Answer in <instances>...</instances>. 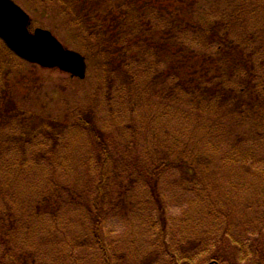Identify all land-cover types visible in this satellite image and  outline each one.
Masks as SVG:
<instances>
[{"label": "rangeland", "instance_id": "obj_1", "mask_svg": "<svg viewBox=\"0 0 264 264\" xmlns=\"http://www.w3.org/2000/svg\"><path fill=\"white\" fill-rule=\"evenodd\" d=\"M14 1L31 16L32 30L35 28L49 30L66 47L75 49L83 55H85V49L87 51L93 46L90 39L95 40L97 38L89 35L103 22L105 24L100 26V30L106 25L110 32L103 31L108 32L109 38L118 37L121 33V41L130 37H143L139 40V44L143 45L145 41L154 40L155 37H163L162 43H167L172 37L174 52L176 50L174 37L205 36L201 32L205 25L200 16L202 13L200 5L206 4L205 0L160 1L166 7V9L162 8L165 11L160 8L157 9V13L155 10L152 13L145 11L150 18L139 16L138 12L132 11V18L141 17L142 21L137 24V27L123 25L124 28L121 31L117 27L120 23L128 21V12L126 10V12L121 13L120 6L112 7V5L122 3L124 0ZM125 1L127 3L135 2L139 7L148 5L150 8L149 0ZM214 3L219 4L222 12V7L226 2L216 0ZM107 7L110 10L104 12ZM258 7L261 9L258 10ZM230 8H233V15L237 18L239 13L241 14L239 16L242 22L238 20L235 23L239 29L243 23L245 29L261 25L255 22L257 19H261L264 27V0H234L231 2ZM230 8L227 9V13L232 15L233 11ZM161 13L165 16L154 18L152 24L151 19ZM95 15H98L101 21H96ZM192 17L195 24L190 25ZM217 26V35L220 36L222 29L225 28L220 23ZM161 29L166 37L159 34ZM259 37H264V35ZM182 39L184 41V38ZM74 40L77 42L75 43ZM195 50L197 51L184 49L186 54L192 55V57L197 56L196 59L192 60V63L196 64L199 59V50ZM5 53L3 49H0V189L5 191L7 201H10L9 196L13 195L14 188L21 191L22 180L27 175L26 172L32 163L29 159L33 158V152H38V158L44 166L53 165L57 169L62 167L66 169L65 167L68 166L78 170V177L76 178L77 174L73 170L68 178L69 182H65L62 177H56L59 184L74 185L77 181L78 185L74 186L78 190L92 188L95 183L93 182L94 179L91 180L92 176L89 177V174L84 173V171L88 164V150H92V144H95L93 135L87 130V126L96 125L99 130L112 136L109 141L110 144L108 143V151L111 156L106 159L110 176L115 162L118 163V168L123 167L125 175L127 174L124 177L119 171L114 177V182L109 177L102 189V195H104L102 198L108 205L114 202V209L116 210V217L109 216L108 219L114 230H112L109 238L112 241L109 240L112 243L109 244V247L114 257L112 264H163L164 256L160 254L163 247H161L157 237V232L160 230L152 228L149 224L151 221L139 222L135 216L137 194L141 188L147 187L148 176L146 172L143 174L144 176L130 177L131 163L134 164L133 173H138L140 168L135 167H143V165L145 167V164L149 165L147 162L155 163L154 166L147 168L149 170L152 168L165 169L162 170L160 183L162 181L161 185L165 184L163 188L168 192H164L167 197L165 199L168 209L167 215L174 214L186 217L190 222H198L205 217L200 212L201 209L196 207L197 203H200L199 199L195 198V194L183 189L187 182L182 180L183 173L189 172L191 176H197L196 170L198 168L199 171L203 172L206 181L207 176L213 170L215 180H212L218 179L224 183L221 178L223 173L233 170L234 173L232 174L237 189L233 191V194L227 191L228 195L225 198H230V201L236 206V223L232 227L238 235H241L239 242L245 245L242 246L244 249L241 247L242 250L237 247L238 250L236 249V252L234 250L233 255L236 254L235 260L238 261V264H251L254 261L264 263V257H260L255 248L259 247L257 244L260 245L262 242L254 234L256 230L252 228L248 230L246 226H243L248 218L254 215V212L260 210V205L264 206V179L261 180L257 177V168L263 167L264 163L252 162L248 159L244 163L238 162L240 166L234 165L238 170L230 169L227 162H221L214 158L221 152L224 155L225 148L217 152L211 148L202 150L200 148L204 146L203 141L199 146L200 148L197 146V141L205 138L202 136L204 132L210 134L213 132H209V126L202 128L201 125L194 133L193 129L196 126L194 123L199 117L203 120H209L210 114H213L214 104L208 106L204 103L200 107L198 106L197 110L194 107V101L187 94L182 96L175 107L173 103L167 104L154 91L149 96L153 98L148 99L143 106H128L129 88L134 87L133 83L138 80V74L136 70L131 68L134 65L127 56L125 61L126 63L130 61V66H125L124 70L127 67L131 68L129 70V74L132 75L131 79L125 80L124 76L118 74L121 72L120 64H117V67L109 72L107 66L105 67L96 59H92L91 64H89L86 55L87 74L84 79H79L57 68H44L38 64L21 62L13 55H6ZM166 56L172 57L168 54ZM148 57L143 58V60L144 63L150 64L151 61ZM200 62L201 66L203 61ZM144 63L141 67H144ZM196 68L198 69L195 71H200L198 66ZM129 81L131 82L130 87L128 86ZM155 87L157 88L158 85ZM141 95L144 96L142 92ZM233 96L235 102L245 103V93L234 91ZM149 101L152 102L147 105ZM176 112L181 115L186 114L189 117L178 116L174 118ZM72 115L76 117H72ZM52 122L55 123L57 132H52L50 129ZM25 124L28 125L26 129ZM139 130L145 134L146 140L138 138V146L135 147L132 144L131 151H129L123 144L127 139H131L132 134H137L134 131L138 132ZM258 146L260 145H252L253 151L251 153H257V157H264V149L262 148L264 146L260 148ZM245 151L250 152L248 148ZM24 152L28 161L21 160ZM91 152L93 153V151ZM42 153L48 154L50 161L43 159ZM121 162L123 163L122 167ZM11 165L13 168L9 172L8 167ZM3 167L5 170L1 171ZM141 181L146 184L142 186ZM242 181L243 184L240 186ZM115 183L120 187L117 188ZM207 185L208 183L203 187ZM130 187L138 188L134 190ZM229 187L232 189L231 185ZM214 195L216 196L211 190L209 197L214 198L215 205L224 207V203L217 200ZM3 205L4 208L0 206V209L6 208L13 219L19 213L20 215L28 213L21 212L15 206L12 208V204L9 208L5 204ZM140 210L144 211V209ZM140 210L139 214H141ZM60 213H62L60 220L55 227L49 223V216L44 215L42 219H35L32 222L31 229L20 226L19 236H28L34 240L39 238L41 241H36L37 243L45 245L46 248L49 246V248L54 249L53 254H59L62 257L64 263L59 264H67L66 256L72 252L79 257V264H103L99 258L101 253L95 249L91 240L89 215L81 214L75 203L70 206L67 204L66 211ZM86 214L88 213L86 212ZM208 223L204 225L201 231L198 229L199 232L196 236L187 238L205 239L209 234H216L220 229L219 226L212 230V226L208 227ZM245 227L247 230L243 233L242 229ZM181 236H183L182 232ZM78 241L91 249L86 252L82 251L81 254ZM192 244L193 242L190 245ZM210 250L209 255L217 253L216 248L211 245ZM116 259L119 261L116 262ZM228 259L231 258L228 257Z\"/></svg>", "mask_w": 264, "mask_h": 264}, {"label": "trees", "instance_id": "obj_2", "mask_svg": "<svg viewBox=\"0 0 264 264\" xmlns=\"http://www.w3.org/2000/svg\"><path fill=\"white\" fill-rule=\"evenodd\" d=\"M160 1L166 2L167 0H155V2L149 0L150 8L148 5L139 7L135 2L127 3L125 0L122 3L113 4L112 7L118 5L121 7V13L127 10L129 15L128 21L126 23H120L117 29L121 31L124 26L137 27V24L142 21L141 17H135L133 19L131 16L132 11L138 12L137 14L139 16L149 17L145 11L152 13L155 10L157 13L158 8L161 10L166 9ZM215 1L205 0L206 4L200 5L202 10L200 16L205 25V27L202 26L201 32L205 36L174 37L175 52L173 50L174 42L171 39L172 37L167 43L161 42L163 37H155L154 40L145 41L143 45L139 44V40L143 37H130L129 39L121 41V33H119V39L118 37L109 38L108 32L103 31L107 30L110 32V29L106 25L100 30V26L104 25L105 22L100 24L95 31L91 32L89 36L92 35V37L97 38L95 40L93 38L90 39V43L93 46L88 48L87 51L85 49L84 52L89 64H91L92 59H96L105 67L107 66L106 68L109 72L115 69L117 64H120L119 66H121V72L123 74L121 72L118 74L124 76L125 80L132 78V75L129 74L131 68L137 71L138 80L133 83L134 87H130L131 82H128L130 92L128 94L127 104L130 107L143 106L148 99L153 98L149 96L154 91L167 104L173 103L175 107L179 100L182 99V96L187 94L194 101V107L197 110L198 106L200 107L204 103L208 106L214 104L213 114H210L209 120H203L199 117L194 123L196 125L193 129L194 133L201 125L202 128L209 126V132H213V134L204 132L202 136H205V138L197 141V146L199 147L203 141L204 146L199 147L202 150L211 148L217 152L225 148L224 155L221 152V154H218L214 158L221 162H227L229 164L228 168L230 169H237L235 166H240L238 162L244 163L248 159L252 162L264 163V157H257V153H251L253 151L252 145H260L258 146L259 148L264 146V37H259L260 35H264V27L262 26L261 19H257L255 22L261 25L245 29L243 23L239 29L235 23L241 20L239 16L241 14L239 13L237 18L233 15V8H230V4L234 0H224L226 3L222 7V12L219 4L216 5L214 3ZM229 8L233 11V17L229 15L230 13H227V9ZM259 9L261 8L258 7ZM109 10L107 7L104 9V12H108ZM159 16H165V14L161 13L157 17H153L151 23L153 24V19L159 18ZM94 19L101 21L98 15H95ZM192 19L193 17L191 18L190 25L195 24ZM218 23L224 25L225 28L222 29L220 36L217 35ZM159 34L164 35L162 29ZM164 37L166 36L164 35ZM182 38H184V41ZM74 42L76 43L77 41L74 40ZM177 44H181V47ZM0 49H3L6 55H13L16 59L24 62L8 50L1 40ZM184 49L194 52L197 51L195 49L199 50V59L196 61V64L192 63V60L196 59L197 56L192 57V55L186 54ZM167 54L172 55V57L166 56ZM126 56L129 57L134 67H127L124 70L125 66H130V61L127 63L125 61L127 59ZM146 57L151 61L150 64L144 63L143 58ZM200 61H203L201 66ZM143 63L144 67H141ZM197 66L200 71H195V69H198L196 68ZM190 67L195 68L191 70ZM157 85L158 87L156 88L155 86ZM234 91L236 93H245L244 104L234 101ZM141 92L144 96L141 95ZM248 96L249 98L246 99ZM150 102L152 101H149L147 105ZM178 116L189 117L186 114L181 115L176 112L174 118ZM72 117L76 116L72 115ZM27 127L28 125L25 124V129ZM50 129H52V132L58 131L54 122L50 123ZM87 130L92 133L93 142L95 143L92 144V150L89 151L87 149L89 152L88 164L84 171V173L89 174V177L92 176L91 180L94 179L93 182L95 183L92 188L78 190L74 186L78 185L77 181H75L74 185L59 184L56 177H62L66 182L73 170L77 174V178L79 175L78 170L68 166L65 167L66 169L64 167L57 169L53 165L44 166L42 164L43 162L38 158V152H33V158L29 159L32 163L26 172L27 175L23 179L25 183L22 180L21 191L14 188L13 195L9 196L10 201H7L6 194H4L5 191L0 189L1 208H4L3 204L7 205L8 208L12 204V208L15 206L21 212H28L22 215L19 213L13 219L8 214L9 212H7L6 208L0 209V264L64 263L59 254H53L54 249L49 248V246L46 248L45 245L37 243L36 241H41L39 238L34 240L28 236L20 237L19 227L25 226L27 229H31L32 222L35 219H42L44 215L49 216V223L52 227H55L60 220L62 214L60 212L66 211L67 204L70 206L72 203L76 204L81 214L89 215L88 221L91 240L94 243L95 249L101 253L99 258L102 263H113L114 257L109 247V244H112L109 238L113 228L108 219L109 216L116 217V210L114 209L115 203L111 202L109 205L106 204V201L102 198L104 197L102 195V189L109 177L114 182V177L119 171H121V175L124 177L127 174L125 175L123 170V163L121 162L122 168L119 169L118 163L115 162L112 167V175L110 176L106 159L111 156L108 151V143L110 144L109 141L112 136L105 131L99 130L96 125L87 126ZM134 132L137 134H132L131 139H127L123 144L129 151H131L132 144L135 147L138 146V138L146 140L145 134H142L140 130ZM247 148L250 151L249 153L245 151ZM262 148L264 149V147ZM42 155L43 159L50 161L48 154L42 153ZM22 157V161H28L25 158V152ZM147 163L149 165L145 164V167L144 165L143 167H135L140 168L138 173H133L134 164L131 163L130 177L143 175L146 172L148 176L147 187L141 188L138 194L136 192L135 216L139 222L151 221L149 224L152 228H158L160 230L157 232V237L161 243V247H163L160 251L161 256H164L162 263L238 264V261L235 260L236 254L233 255V251L235 250L236 252L237 247H240L239 250H242V246L245 245L239 242L241 235H238L232 227L236 223V206L233 205L230 198H225L228 195L227 191L233 194V191L237 189V184L234 183L236 181L232 174L234 171L223 173L221 178L224 183L218 181V179L214 181L213 174L215 172L213 170L207 176L206 181L203 172L199 171L198 168L196 170L197 176H191L189 172L183 173L182 180L183 182L187 181L183 189L195 194V198L199 199L200 203H197L196 207L201 209L200 212L205 217L201 221L190 222L186 217L174 214L167 215L168 209L165 201L167 197L164 194L167 191L163 188L165 184L161 185L162 181L160 183L162 170L165 169L160 168L158 170L157 168H152L149 170L147 168L154 166L155 163ZM12 166L8 167L9 172L12 171ZM4 170L5 167L1 169V171ZM126 171L128 173L127 168ZM257 172V177L261 180L264 179V166L257 168ZM206 183L208 185L203 187ZM141 184L143 186L146 183L141 181ZM242 184L243 181L240 183V186ZM229 185H231L232 189H230ZM115 186L117 188L120 187L116 183ZM130 188L136 190L138 187ZM211 190L216 194V196L214 195L216 199L224 203V207L215 205L214 198L211 199L209 197ZM129 200L131 201L130 198ZM147 204L149 205L147 206ZM140 209H144V211ZM139 210L141 214H139ZM206 223H208V227L212 226V230L219 226V231L216 234L213 233V235L209 234L205 239L187 238L196 236L199 232L198 229L201 231ZM243 226H246L248 230L251 228L256 230L254 234L262 242L260 245L257 244L259 247L255 248L258 250L260 257L263 258L264 206L260 205V210L254 212V215L249 217ZM246 227L242 229L243 233L247 230ZM237 231L239 232L238 229ZM181 232L183 236H181ZM181 241L183 243H180ZM191 242H193L192 245H190ZM78 243L80 253L91 249L81 244L80 241ZM210 245L216 248L217 253L209 255L211 252ZM228 257L231 259H228ZM66 258L67 264H79V257L74 252L68 253ZM117 261L119 260L116 259ZM251 264L264 263L254 261Z\"/></svg>", "mask_w": 264, "mask_h": 264}, {"label": "water", "instance_id": "obj_3", "mask_svg": "<svg viewBox=\"0 0 264 264\" xmlns=\"http://www.w3.org/2000/svg\"><path fill=\"white\" fill-rule=\"evenodd\" d=\"M29 14L14 0H0V39L19 58L44 68H57L84 79L86 57L66 47L51 31L30 30Z\"/></svg>", "mask_w": 264, "mask_h": 264}]
</instances>
